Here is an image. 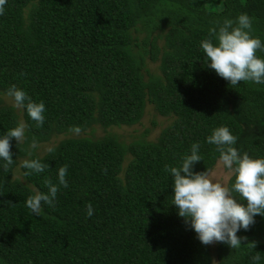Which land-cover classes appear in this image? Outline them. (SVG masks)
<instances>
[{
  "label": "trees",
  "instance_id": "trees-1",
  "mask_svg": "<svg viewBox=\"0 0 264 264\" xmlns=\"http://www.w3.org/2000/svg\"><path fill=\"white\" fill-rule=\"evenodd\" d=\"M4 8L0 102L16 84L46 110L37 125L21 107L23 140H10L13 163L0 167V260L213 264L209 244L171 204L165 166L178 165L199 142L201 160L193 170H212L219 152L206 137L220 125L237 137L240 151L264 157V84L229 85L206 66L200 47L217 21L241 12L264 42V0H7ZM148 59L159 62V73L148 68ZM147 105L171 119L155 140L127 143L112 133L66 137L54 151L36 154L37 145L55 135L139 123ZM19 121L14 106L0 105V134ZM20 157L39 158L46 167H22V183L14 178ZM62 165L67 187L58 189L53 206L42 203L40 216L31 214L26 197L33 188L46 191L45 180L56 183ZM88 202L92 216L86 215ZM237 236L235 248L219 241L216 264H264V216L255 214Z\"/></svg>",
  "mask_w": 264,
  "mask_h": 264
},
{
  "label": "clouds",
  "instance_id": "clouds-1",
  "mask_svg": "<svg viewBox=\"0 0 264 264\" xmlns=\"http://www.w3.org/2000/svg\"><path fill=\"white\" fill-rule=\"evenodd\" d=\"M6 2L0 0V14L4 13ZM209 31L213 35L200 41L207 67L229 85H237L241 81L264 84V56L257 55V50L264 51V42L252 35V18L247 13L241 12L235 18L224 17ZM6 94L11 97L13 106L24 108L37 125L44 123L46 106L42 100H33L16 84H11ZM25 128L26 124L21 120L0 134V167L7 169L13 163L10 140H21ZM206 141L216 145L218 161L234 177L231 186L212 179L206 170H193L194 163L201 160L199 142H193L190 153L183 156L178 165L165 166L172 180L171 204L202 244L222 241L235 248L241 240L237 232L246 230L254 222L255 214L264 216V157H252L234 146L237 137L227 125L213 128ZM36 145L33 140L28 150L29 157ZM54 150L53 146L47 149L49 152ZM20 166L32 172H43L46 167L39 158H26ZM66 175L67 165H62L57 169L56 183L45 180L46 191L32 189L25 199L31 214L40 216L42 203L54 205L58 189L67 187ZM234 192L240 198L233 195ZM85 209L87 216L93 215L91 202L86 203ZM259 259V255L252 257L253 261ZM0 264L4 262L0 260Z\"/></svg>",
  "mask_w": 264,
  "mask_h": 264
},
{
  "label": "rangeland",
  "instance_id": "rangeland-1",
  "mask_svg": "<svg viewBox=\"0 0 264 264\" xmlns=\"http://www.w3.org/2000/svg\"><path fill=\"white\" fill-rule=\"evenodd\" d=\"M159 62H152L149 59L147 60V66L152 72L154 73H159L158 69ZM12 105L13 102L11 97L8 95H2L1 96V102L0 105ZM17 112L20 115V121H23V116H22V108L21 107H15ZM171 119H168L165 116L159 115L155 110L152 105H147L145 113L139 123H136L132 126H121V127H111L108 129H103L99 125H96L93 130L88 129L85 132H78V133H66V134H59L55 135L51 138V140L43 143H39L36 148V154L39 156L44 155L47 153V149L49 146H55L61 139L66 138V137H77V136H95V137H103L106 133H112L118 135V137L125 142H131L137 139H145V140H155L161 130L166 127L170 123ZM146 130H148V133L145 134ZM23 138L20 140L22 141ZM129 155L128 159L124 162V166L127 165V162L129 160ZM25 158L20 157L18 159V164L14 169V178L19 180L22 183H25V180L22 175V167L21 161L24 160ZM209 175L212 179L214 180H219L223 184L227 185L228 180L231 177V172L224 168L222 164L218 161L216 165L213 167L212 170H210ZM219 241L213 242L209 244L211 253L214 258L213 264H216V255H215V249L218 245Z\"/></svg>",
  "mask_w": 264,
  "mask_h": 264
}]
</instances>
